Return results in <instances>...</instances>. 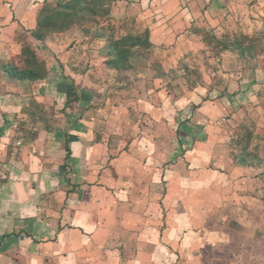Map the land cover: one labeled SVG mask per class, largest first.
<instances>
[{
  "label": "rangeland",
  "instance_id": "rangeland-1",
  "mask_svg": "<svg viewBox=\"0 0 264 264\" xmlns=\"http://www.w3.org/2000/svg\"><path fill=\"white\" fill-rule=\"evenodd\" d=\"M70 1L0 0V103L15 104L16 129L31 137L92 109L93 120H113L114 146L124 120L122 151L137 145L143 167L156 156L160 222L167 178H184L179 187L193 202L190 222L161 245L174 256L160 260L264 264V0H95L97 16L46 26L58 20L52 12L64 18ZM115 47L127 57L118 67ZM9 66L44 78L12 80L3 73ZM222 169L234 180L226 191ZM159 227L162 236L167 225Z\"/></svg>",
  "mask_w": 264,
  "mask_h": 264
},
{
  "label": "crops",
  "instance_id": "crops-1",
  "mask_svg": "<svg viewBox=\"0 0 264 264\" xmlns=\"http://www.w3.org/2000/svg\"><path fill=\"white\" fill-rule=\"evenodd\" d=\"M8 101L0 103V264H169L160 258L174 256L173 251L161 245L176 237V225L190 222L193 206L179 187L184 178H167L160 222L155 193L162 179L151 166L156 156L143 167L147 156L137 145L138 152L122 151L124 120L116 125L114 146L109 142L113 120H93L92 109L85 118L71 114L68 129L53 124L30 137L16 129L17 108ZM29 106L24 114H30ZM217 174L224 191L233 186L230 173ZM203 180L210 189L211 180ZM160 223L167 225L162 236Z\"/></svg>",
  "mask_w": 264,
  "mask_h": 264
},
{
  "label": "trees",
  "instance_id": "trees-1",
  "mask_svg": "<svg viewBox=\"0 0 264 264\" xmlns=\"http://www.w3.org/2000/svg\"><path fill=\"white\" fill-rule=\"evenodd\" d=\"M112 1H126V0H111V2ZM94 4H96L95 0H71L66 5L61 6L62 9H65L67 11V14L66 11L63 13L64 18L60 17L62 14L52 12V14H50V16H52V20L55 18H58V20H56L54 23L52 21L47 20L46 26H51L50 28H52V26L56 27L58 24H63V26L67 27V23L66 21H64V19L67 18V19H71L72 21L75 20L81 14H90V16H97L99 14L100 6H98L97 4L94 6ZM47 16L45 17L46 19ZM46 19L42 20V22H45ZM60 19H62L61 22ZM38 28H42V25L39 24ZM40 31L41 29H38V34L36 33V38L38 40L41 38L39 37L41 36ZM112 54H115L117 56L115 58L116 60L112 61V63L115 64L112 66L118 67V64L122 65V62H125L127 60L125 54L118 47H115V51H113ZM3 73L10 76V79L20 82L30 81V80L39 81V80H43L44 78V76L38 73L35 69L19 70L11 66L4 69ZM248 159L249 157H247L246 155H243L241 157L239 163L241 164L242 167H244L245 165L248 166V164H246Z\"/></svg>",
  "mask_w": 264,
  "mask_h": 264
}]
</instances>
